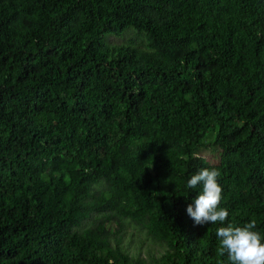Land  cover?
I'll use <instances>...</instances> for the list:
<instances>
[{
    "label": "trees",
    "instance_id": "obj_1",
    "mask_svg": "<svg viewBox=\"0 0 264 264\" xmlns=\"http://www.w3.org/2000/svg\"><path fill=\"white\" fill-rule=\"evenodd\" d=\"M201 168L264 243V0H0V264H231Z\"/></svg>",
    "mask_w": 264,
    "mask_h": 264
},
{
    "label": "clouds",
    "instance_id": "obj_2",
    "mask_svg": "<svg viewBox=\"0 0 264 264\" xmlns=\"http://www.w3.org/2000/svg\"><path fill=\"white\" fill-rule=\"evenodd\" d=\"M221 173L215 168H201L187 180L188 189L201 188L191 204L187 206V215L195 225H226L216 229L219 242L217 251L227 256L231 264H264V243L256 221L252 219L243 226L228 221L229 211L220 207L222 187L218 180ZM227 222V223H226Z\"/></svg>",
    "mask_w": 264,
    "mask_h": 264
},
{
    "label": "rangeland",
    "instance_id": "obj_3",
    "mask_svg": "<svg viewBox=\"0 0 264 264\" xmlns=\"http://www.w3.org/2000/svg\"><path fill=\"white\" fill-rule=\"evenodd\" d=\"M110 40H112V39H110ZM114 41L115 40H113V42ZM206 153L207 152H205V154ZM211 157H212L213 162H217V159H218L217 156H211ZM134 232H136L135 229H133L132 227H128L126 229V234L124 236V242L128 241L129 239H127V238L129 236H131ZM134 239L136 240V237ZM146 251H149L150 253L152 252L153 254H155L158 251V248L155 245H152L151 243H149L148 241H145V242H143L142 247L140 249V254L144 255V254H146Z\"/></svg>",
    "mask_w": 264,
    "mask_h": 264
}]
</instances>
